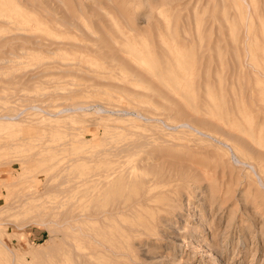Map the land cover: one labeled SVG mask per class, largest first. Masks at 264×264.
<instances>
[{"label": "rangeland", "instance_id": "obj_1", "mask_svg": "<svg viewBox=\"0 0 264 264\" xmlns=\"http://www.w3.org/2000/svg\"><path fill=\"white\" fill-rule=\"evenodd\" d=\"M138 1H140V0H137V2L136 1H132V2L134 4L135 3L139 4ZM152 1H154V2L153 3L149 2V3L153 4V6H151L149 4L145 5L143 2V3H140V5L137 4L138 6L132 5L134 7L133 8L129 4L131 6L130 9H132V11L134 10V12L137 14L139 13V17L142 18V19L141 18L136 19L135 25H136V27H139L140 24H142L141 26L143 29L142 28H139V29L140 30L142 29L143 31H141V34H137L138 36L135 38L136 43L118 45V46L114 47V48L119 47L118 49H116L117 51H115V52L117 53V55L120 54V56H119L120 58L121 57L123 58L122 55H124L123 60L125 58H127L126 59L127 64L117 65L118 63H115L114 61L112 63V60L107 58L109 55L111 56L114 48L113 49H110L108 47L102 48L101 52L103 51V52L107 53L106 51H109L108 52L109 55L105 56V59L99 58V56L95 52L97 50L94 51L93 50L94 46H92V45H90V46H92L93 49H91L90 47H86V46H85L86 48H84V46H83V50L87 49L86 53L84 51H83L84 53L83 52L80 53L78 51V48L75 47V45H72V47H71L68 44L65 45L64 43H61V41L64 42V39L68 40V38H70L72 40H68V41L66 40L65 43H68L69 41H71L70 43H72L73 40L79 41L78 38H80V37L75 36L78 34L73 33L74 35H72L69 33H67V34L60 33V30L59 31L55 30L56 32L54 31V32L49 33L44 24H37L36 22L30 23V24H32L29 26L31 28V30H30V28L28 30V33L30 35H31L30 32H32L33 36H34V34H36L35 32H38L41 35H42V33L44 35H46V38L48 36V37H51L52 40H53V38L58 39L57 42H59V39H60V42H59V43H61L60 45L64 44L65 49H66V47H67V49H69L71 47L70 48L71 50L69 49V52H68V50H65V49L56 50L59 53H57L55 51V54L53 53L52 56H54L55 58H57V57L59 58V56L60 57L63 56V57L59 58V59H54V57L50 56L49 54L47 55V51H49V50L54 51L55 50L54 47H56L55 44L52 45V47H51L52 50L49 49L47 51L45 50L47 47L43 48L40 46L41 47L40 48L38 45L34 46L32 44H25L26 46H30V48H31V49H26V51H29L30 54L28 52H27L28 54L26 52H25L26 54L24 53L25 55L23 54L27 58L24 57L23 55H21L22 57L19 56V58L15 57L14 60H17V61H14V62L10 61V60L7 61L9 63L8 64L9 66L7 65L8 66L7 67V66H5L7 63L5 64L3 62L4 57L7 58V56H9V54L7 53L8 51H6V53H5V51L3 52V50L7 49V47L6 48H4V47L0 48V57L4 56L3 60H2V57L0 58L1 59L0 62L1 61L3 62V63H0V65L2 66V69L0 66V115L1 114L7 115L8 113H9L8 115H16L19 110L20 111L23 110L24 105H25L24 109H26V108H28L27 106H31L33 104H40V103L45 110L58 109V108L62 107L63 104H65V105L71 104V101H72L73 105L74 104H76V105L77 104L88 105V104H93V103L98 105V106L95 105V107H93L90 110H85V111H80L79 113H75L74 115H72V117L68 118L67 116H64V117L60 118V120H57V121L54 120L50 123L47 122V120H45L47 115L44 114L42 111L36 110L35 108H31V109L29 108L27 110H23V112L24 111L25 112L24 113L22 112L23 114H21V118H23L24 120L20 121L18 123V125L14 126L12 128L6 129V131L5 130L0 131V237H1L2 241L10 249H13V251H14V254H12L5 247H3L0 244V264H10V262L13 259V256L15 257V264H57L56 262H58V260L60 261V258H61L60 254L63 252L61 245H59L60 244V238L63 236L65 237L66 240H68L69 244L71 243V240H72V244L76 243L73 245L75 247L74 251L76 253L81 252V250H83L82 246H85V245L88 246L86 243L87 241H86L85 236H83L81 234V232H80V234L83 237L80 236L78 234L79 233L78 230H76V231H74L72 229L70 230V228L67 229L65 226L59 228L56 225H54L53 227L56 228L55 229L56 231L53 230V232L51 233L50 230L44 225L35 224L33 222H28L30 220L32 212L30 210L26 209L27 205H28L27 203L25 204L24 209H18L16 207H18V205L24 203L23 202L24 199H26V201H27V198H30L31 196L40 195V197L44 198L46 195V197H45L46 200L49 199L51 201L54 199H57L59 197L61 198L60 195H58L59 197H57V195H52V197L49 198V197H47L48 194L45 193V192L49 191V189H51L52 187H53V190L57 191V190H59V186L64 187V188L67 187L68 191H69V189L72 191V192H70L71 196L69 198L64 197L66 199V201H75V198H73L74 191L81 188V186H80L81 181H79V179H83V181L87 182V184L83 187H85L88 190H94L97 187L94 186L93 182L98 180V179H102V178L104 179V177L106 175H109L108 173H111V171L113 169H114L113 171H115V172L112 171L113 172L112 175L116 174L119 176L114 177L110 186L103 187V191H105V192L108 191L110 197H112L113 195L115 196L121 192L124 194V191H125V193L127 191V193L129 192V195L124 194V199L127 202H129L130 199L132 198V195H134L136 193L137 189H136V186H130L129 187V186H127V184H124V180H125L124 177L127 175L126 173H129L132 170L131 167H129L128 169H127V167L131 166L132 163H134V164L138 163L140 161V159L146 155V152H140L139 149H135L136 155H134L135 153L134 154L132 153L133 152L132 149H134V148L131 147L132 148L131 149L130 146L132 144H129V143H133L136 140H141V138H143V137H141V134L142 135L146 134L145 137L147 136L148 139H153L154 136H156V137L162 136L163 138L170 139V142L173 141L172 143H169L168 145H166L169 150L167 152H165V154H167V153H169V154L165 155L164 153H162V155H161L162 156L161 160L162 161L164 160L163 163H165L163 165V168L168 169L167 167H169L170 169H172L171 167H173V166L176 168L177 167H179V168L185 167L184 169L189 170V171L191 170L190 172L195 171L196 173H198V174L200 173V174H199V176H197L198 179L196 180V182L195 181H186L185 182L186 184L183 187L186 190H184L182 192V202H183L182 207L177 209L176 212H174V213H172V214H170L164 218V222L160 223L158 225V227L156 228V232H158V235H153V236L152 235L151 236L143 235V236H141L142 238L139 240H131L133 247H135V250L137 249L135 251L136 256L138 257V258H135L137 260L136 264H140L139 262H141V260H143V261L150 260L155 264H264V189H263L264 184H262V182L259 180V178L258 179L256 178L257 175L253 172L252 169L250 170V167L248 165L243 164V163L241 164V162L238 163V160L235 158V156H233L234 151L233 150L231 151V149H229L227 146H225L224 144H222L220 142V140L223 138V135L221 133H219L218 131H216L214 129L212 130V132L214 134L213 135L214 140L212 137L211 138H209V137L203 138V136L198 135V134L197 135L201 136V137H197V135L194 134L195 133L194 131H190V130L186 131L187 129L185 127H179L176 129H174V128L171 129L168 127L166 122H162L161 120L160 121L153 120L154 117H157L155 115H158V114H152V113H154L153 112L154 110H156L157 112H159L161 109L163 110L161 105H159L158 103H156V104L153 103L154 101H159V100L162 101L163 99L166 100L168 97L171 101H173V96L175 95L176 97H178L177 100L175 99V101H177L178 106H180V105L183 106L182 108L180 107L181 110L183 109L186 112V110L184 109L186 106V108H188L190 110V112H193V113L186 112V114L190 113V114H193L192 115L193 117H195V116L197 117L199 115H201V116L203 115L201 113V111H202L203 113L206 114V115L205 114L204 115H205V117L207 116L208 120L210 119V118H208L210 116L211 117L210 120H216L217 119L218 123L224 122L225 123L224 125H226V126L232 125V121L234 120L233 117H235L236 115H232L233 117L229 116L228 118H226L223 114L221 115V110L219 111V109H220L219 105L222 106V100L227 102V96H229L228 94H226V96L223 99H222V97H220V95H222V92H226L227 91L226 89L229 86L227 88L225 87L226 89L222 88L223 85H221L219 83V81H223V79L229 78L228 76L233 78V80L235 79L234 75L230 74L232 72L231 68H230L232 66L231 64L234 63V61H233L234 57H233V55H231V53H233L231 50L233 49L234 44L237 45V54L239 55V59L241 60L240 69L242 68V70H244V69L249 70L248 68H250L252 66L251 65L252 62H255V61L257 62L259 60L262 61L264 59V54H263L264 42L263 41H261L262 43L260 42V40L262 39L261 36H263L262 40H264V32L263 33L258 32L259 30L264 31V14H262V12L264 13V10H263L264 9V0H262V3H261V0H259V2H258V0L257 1L256 0H250V2H248V0H246V1L245 0H188V1L172 0L173 2L172 1L171 2L173 4L175 2H177L176 3L177 6L175 4V8H173V10L171 8L173 5H172V3L169 2L170 0L169 1L167 0V2H169L170 4H168L166 1H165V3H166L165 4L163 0H152ZM162 1H163V3H161ZM184 1L187 3H185ZM256 2L258 3L257 7H256ZM154 4L155 5L157 4L158 7H157V5L154 6ZM181 4L182 5L186 4L187 7L185 5L186 8L184 6H183L184 8H181L180 7V6H182ZM248 4H250V6H249L250 7V15L247 16L246 23L242 24L241 23V17L244 16L245 13L246 14L249 13V12H246L247 11L246 6H248ZM252 4L255 6L256 9L252 7L253 6ZM261 4H263L262 5L263 9L260 7ZM140 6H142V7H140ZM149 7L150 8L153 7V9L156 12L152 8L150 10ZM177 7L179 8L178 12H177V9H178ZM109 9L111 11V8H109ZM147 9L150 10V13L153 10L154 14L153 13L150 14ZM252 9L255 10L256 13L254 11H252ZM140 11H141L142 15H141ZM146 11H147V13H149V15H148L149 17L150 16L152 17L153 15L154 16L152 18H149L148 16H144L143 13H145ZM174 11L176 12V14ZM111 12H114V9ZM237 12H238V14H237ZM115 14H116V11H115ZM155 14L156 15L158 14V16L156 17ZM183 15H185L186 17H184ZM142 16L145 18H143ZM146 17L148 20L146 19ZM255 17L257 18V21L259 23L255 20L256 19ZM171 18H173L172 20L175 19L174 22L171 20ZM221 18H224L226 22L224 23V21H222L224 19L221 20ZM153 19H154V21L156 20L155 22H157V24L159 23V27H157L158 25L156 23H154V21H150ZM143 21H144V23H143ZM148 21H149V24H148ZM160 21H161V23H160ZM152 23L157 28H160V29H156L155 26L152 25ZM171 23H173L175 26L171 25ZM185 23L188 25H186ZM257 23H258L259 27L255 26V25H257ZM161 24H163V25H161ZM202 24H204V25H202ZM259 24L262 26H260ZM105 25L106 24L104 23V30L105 31H106V29L109 30V27L105 26ZM143 25H145L146 28L147 27L148 28L147 29L144 28L145 26L143 27ZM185 25H186V27H185ZM244 25H245V27H244ZM161 26H163V27H161ZM226 26H228L227 29H226ZM238 26H239V28H237ZM153 27L155 28V30L152 29ZM201 27H203V29H202V31H199V28L201 29ZM205 27H207V30L204 29ZM242 27L246 28L245 30H243L244 36L242 33L243 32ZM170 28H172V29L170 30ZM215 28L218 31V32L216 31L217 34L215 32ZM256 28H257V30H256ZM183 29H184V32H183ZM187 29H190L189 32L192 34H188ZM224 29L227 30L228 32H226ZM144 30L146 32L150 31V32H148L149 34L143 33V32H145ZM156 30L159 31V32H157L158 35L156 34ZM193 30H195L196 32ZM219 30H220V33H219ZM181 31L184 33V35L186 32L185 36L186 37L189 36V37H187L188 39L191 37L192 38L190 40H188L186 37H184V35L182 34ZM204 31H205V33H204ZM6 32H7V30L0 28V34L1 35L7 34ZM160 32H162V33H160ZM193 32H195V33H193ZM218 33L222 37V38L220 37L221 41L218 40L219 42L214 39V37L217 39V36H219ZM256 33H259V34L256 35ZM194 34H196L195 35L196 39H199V40H195ZM198 34H199V36H198ZM240 34H241V38L239 37ZM44 35H42V36H44ZM147 35H150V38L147 39ZM251 35L253 36V39H252ZM42 36H40V37H42ZM227 37H228V39H227ZM46 38H44V40L48 41V40H46ZM51 38H48V39L51 40ZM175 38L180 43L178 41H176ZM207 38H208L207 42L203 43L204 39L206 41ZM232 38H233V42L231 41ZM61 39H63V40H61ZM138 39H139V41H138ZM157 39H161V41H160L161 44L159 42V44L157 46V47H159V46L161 47L160 48V51L162 52L161 54L158 52L159 51L158 48L155 47V44L157 45V43H158ZM240 39H242V41H239ZM149 40H150V42H149ZM228 40H230L232 43H234L233 46H232L231 42ZM156 41H157V43H156ZM182 41L184 44H181ZM214 41H216V42H214ZM224 41H225V43H224ZM243 41L245 42V44L243 43ZM176 42H178V43H176ZM197 42H199L198 43L199 45H196ZM228 42H230V43H228ZM239 42H241V43H239ZM215 43H218V44H215ZM219 43H220V45H219ZM204 44L206 46H202ZM18 45L19 44H16V46H18ZM213 45H216V47L214 46L212 49L211 46H213ZM262 45H263V48H262ZM16 46H14L16 49L14 48L12 50L16 53L21 52L22 50H20V51L18 50L19 46L18 47H16ZM68 46H70V47L68 48ZM162 46H164L165 48L163 47L164 48L163 49ZM197 46L199 47L198 49H200L199 51L198 50L196 51ZM231 46H232V49H231ZM239 46H242V52L240 51ZM79 47H80L79 50L82 51L81 46H79ZM222 47H226V48L222 49ZM74 48H76V49H74ZM214 48H216V49H214ZM34 49H36V51H37V49H38V51H40V49H42V51L45 52L46 54L43 53L42 51H40V53L42 52L41 53L42 55H39L40 53H36V51ZM73 49L76 51H74ZM119 49H122V50L118 51ZM201 49H203L204 51L201 52ZM228 49H230V50L228 51ZM31 50L32 51L34 50V51L30 52ZM110 50H112L111 51L112 53L110 52ZM164 50H165V52H164ZM224 50H225V52H224ZM247 50L249 51V53H247ZM71 51H72V53H70ZM87 51H89V53L93 56L88 54ZM166 51H168V52H166ZM230 51H231V53H230ZM257 51H259L260 55H258ZM118 52H120V53H118ZM197 52L198 53L200 52V55H201V56L199 55L200 56L199 61L197 59L198 58ZM216 52H217V55H216ZM3 53H4V55H3ZM164 53H166V55L170 56V57L167 56L170 59L175 58V60L172 61L173 62L172 64H169V65L163 64L162 54H164ZM240 53H243V55ZM19 54H17V55H19ZM208 54H209V56L206 58L205 56H207ZM233 54L235 56V53H233ZM247 54H248V56H247ZM43 55H44V57H43ZM94 55L96 57L98 56V59L96 57H94ZM159 55H160V58H159ZM174 55H175V57H174ZM214 56H217L216 58H218V59H215ZM260 56H262L263 58ZM11 57H12V55H11ZM49 57H51L50 61H54L55 63L49 62L47 60ZM65 57H67V58L64 59ZM68 57H71L72 59L71 58L69 59ZM80 57H82V58H80ZM204 57L206 59H204ZM209 57H210V59H208ZM245 57H246V59H245ZM29 58H32V59H29ZM52 58L54 60H52ZM89 58H91L92 60ZM207 59H208V61H210L209 64H208V61H206ZM224 59H225V61H224ZM242 59H243V61H242ZM45 60H47L49 62L48 63L49 65L50 64L55 65V66L50 65L51 67L49 66L50 69L55 68L53 72H55V70L57 71V72H55V76H53L54 75L53 73H52L53 75H51V72L49 73V76L48 75L45 77L43 76L47 73L48 70L51 71L50 69H48V67H47L48 64H46L47 61H45ZM78 60L80 63L89 65L90 67L87 68L85 65H83L85 68L83 67V71H82V66H81L82 64L80 65ZM5 61H6V59H5ZM19 61L20 62L23 61L24 63L23 62L20 63ZM44 61H45V64H44ZM58 61H61L63 64L61 62H59L61 64H58ZM64 61H69L68 63H70V61H72V62L77 61L78 63L73 62V64H72V62H71L70 66L69 65L67 66L68 63L66 62L67 63L66 64ZM204 61H206L207 63H203ZM223 61H224L225 65L223 64ZM10 62H12L13 64H11ZM216 62L220 64V70L218 68L219 64L217 65ZM242 62H244V64ZM40 63H42V66ZM213 63H215V64H213ZM247 63L250 65V67H248L249 65ZM36 64L40 65V66L37 65L39 68L36 67ZM76 64H78V65H76ZM205 64L209 65L210 67L206 66ZM3 65L5 66V68H3ZM63 65H66L68 69L66 68V66H63ZM164 65H166L168 67H166ZM203 65L206 66L205 73L203 72L204 71ZM212 65H214V67ZM245 65L248 68L244 67ZM59 66L65 70L64 71L61 70L62 68L60 69ZM75 66H76V70H79V68H80V70L82 71V75H84V71H87L89 74L91 73L92 75L93 74H95V75L92 76L91 74L89 75L85 72V74L88 75L87 78L89 80V82H86L81 78L82 75H80L81 73H79L80 70L78 71V74L80 76L78 75V77H77V75H76L77 71H75ZM70 67L74 68V69L73 68L72 69L75 72H73V71L72 72L76 76L73 74L69 75V72H71V70H72ZM212 67L214 70L216 69L215 70L216 72L212 71ZM223 67L227 68V71L225 69V75H222L224 72ZM42 68H44V70L45 69L47 70V71L45 70L46 73ZM69 68L71 69L70 71H69ZM89 68H91V69H89ZM93 68L97 69L98 71H96V72H94L95 70L92 71ZM31 69H33L34 71L33 70L31 71ZM36 69L39 71V74L42 73L41 75L43 77L39 74H37V75H39L41 78H39L38 76H35V74H34V76H33V74H30V73H38V71ZM40 69H42L45 74H43V72H40V71H42ZM57 69L63 71L62 75L63 76L65 75V76L63 77L61 75L60 71L58 73ZM234 69L235 68H233V70ZM25 70H27L29 73L24 72V75H22L21 73H23V71H25ZM66 70L69 71L68 74L65 73ZM250 70H252V72H253V67ZM16 72H18V73L21 72L20 73L21 76H20V74L18 75V73H16ZM98 72H100V73H98ZM136 72H142V73H140L142 76L139 77V76L135 75ZM207 72H208V75H205V74H207ZM212 72L213 73L215 72L214 74L216 75L217 79L214 77ZM246 72H247V75L244 74ZM250 72L244 70L240 74L243 73L244 77L245 76H247V78L249 77L246 80H245L246 77L241 78V79H244L247 83H249V85L251 84L250 85L251 87H253L252 75H251L252 72H251V74H250ZM26 73L30 74V76L32 75L34 78L32 77L30 79V76H27ZM202 73H204L203 76L204 75L207 76V77H205V76L204 77L206 79H209L208 82L210 83L209 87L208 86L204 87L206 89V91L204 88H202L204 85L202 87H200L201 84L203 83V81H205L204 80L205 78L202 77ZM13 74L15 76H18V77L19 76L23 77V79L19 78L20 79L19 80L18 77H16L17 79H14L15 76ZM145 74H146V76H145ZM240 74H239V76H240ZM57 75H58L59 79H58ZM143 75H144V77H143ZM149 75L151 77H149ZM60 76H62L61 79H63V80L60 79ZM85 76H82V77L84 78ZM89 76H91L94 79L91 78V80H90ZM94 76H96L97 80H99L98 83L101 82L104 84L106 82V84L100 85V83H99V85H98L96 83L97 80ZM147 76L149 78H147ZM211 76H213L214 78ZM54 77H55V79H54ZM145 77L148 80L150 79V81L153 78L154 79L153 82L156 86H157L156 83H159V85H162L163 88L159 85H158V87H161L163 91H166V93H168V94H166L165 92L164 93L168 96L162 97L161 95L153 96L154 94H150L151 90L148 87L150 83H149V81L146 80ZM46 78H50V79H48V83L50 82L49 83L50 86H48V84L45 83L47 81ZM87 78L85 80H87ZM141 78H142V80H140ZM144 78H145V80H144ZM202 78H204V79H202ZM56 79H58V81L61 80V82L58 83V81ZM64 79L67 82L64 81ZM197 79H198V82L196 81ZM215 79L218 80L217 81L218 84H216L217 82ZM50 80L51 81L56 80V82L55 83L53 82V84H52ZM92 80H94V81L91 84ZM211 80L213 81L212 83H211ZM103 81H105V82H103ZM240 81L241 80L239 79V82ZM71 82L74 84H70ZM80 82L81 83L85 82L84 83L85 87H81V86H83V84L80 85L81 84ZM87 83H89L88 88L86 87ZM94 83H96L97 85ZM107 83L110 85H107ZM195 83H196V85H195ZM61 84L63 85L62 87H61ZM64 84H67V85H64ZM53 85L56 86V90H54L55 88ZM59 85L61 88L59 87ZM67 86L70 88L72 87L73 89L75 86L76 87L78 86L77 87L78 89H76L77 92L75 91V89H74V91L76 93L74 91H71L72 88L68 89V88H66ZM89 86L94 90L92 91L91 88L89 89ZM94 86H96V88H97V91L95 93H93L96 90ZM98 86H100V87L102 86L101 88H102L103 93L99 92L101 90V88L98 91V88H99ZM196 86H198V87H196ZM216 86H218L219 89L216 88ZM236 86H237V84L235 85V82H234L233 87H236ZM79 87L82 88V91H84V93L78 92V91H81V90H79L80 89ZM106 87H109L111 89L113 88L114 90L117 89V90L114 91L113 89L111 90V89L106 88ZM84 88H85V90H84ZM86 88L88 89L89 92L87 91ZM164 88L167 89L168 91L164 90ZM195 88H197L199 92L196 91L197 89H195ZM57 89L59 91H62L63 94L62 93L58 94L57 92H55V91H58ZM103 89H105L106 92H104ZM209 89L211 91L207 94ZM213 89H214V91H213ZM220 89H221V92L219 91ZM66 91H68L69 94H67ZM70 91L73 92V94L72 93L70 94ZM91 91H92V94H91ZM143 91L146 92V94L144 93L145 95L143 94ZM147 92L150 96L147 95ZM201 92L205 93L206 98L203 96L204 94H202ZM74 93L77 95H75ZM96 93H98V94H96ZM172 93H174V94H172ZM195 93H197V94H195ZM170 94L173 95V96L171 95L172 98H170ZM139 95H141V96H139ZM175 96H174V98H176ZM148 98H150V99H148ZM157 99H159V100H157ZM197 99H199V101H196ZM203 99H204V103L206 105L204 103L202 104ZM208 100H209V102H208ZM74 101H76V102L74 103ZM77 101H81V102H77ZM66 102H67V104H66ZM68 102H69V104H68ZM179 103H181V104H179ZM196 103H198V104H196ZM209 103H211L212 106ZM140 105H141V107H140ZM143 105L144 106L147 105L149 107H147V109H145ZM202 105H203V107L206 108L205 111L202 110L203 107H200ZM142 106L144 108L143 109L144 112H146V113H143V110L139 109V108H142ZM151 107H153V108H151ZM148 108L154 109V110L145 111V110H148ZM176 108H178V107H176ZM180 108H178V109H180ZM251 109H252V107H251ZM251 109L246 108V110L244 111L245 112L244 116H246L248 118L250 115H252L254 112L251 111ZM164 110H163V112H164ZM249 110L251 113L248 112ZM11 112H13L15 114H13ZM139 112L142 113V115L145 116L146 119L144 117L142 119H140V117H136L134 115V114H138ZM4 113H7V114H4ZM164 113L165 114L167 113L166 110ZM163 114H161V115L159 114V115L164 117ZM169 114H170V116H172L171 113H169ZM190 114H188V115H190ZM194 114H196V115L194 116ZM197 114H199V115H197ZM204 115H203V117H204ZM160 116H158V117H160ZM150 117L153 119H151ZM125 118H130V119L125 120ZM131 118H133V119H131ZM170 118L173 119L175 122L179 121V118H177L174 115ZM222 118L227 120L228 123L226 124L225 120H223ZM250 118L251 117H249V119ZM240 123H241V126L239 127V129H241L243 131V135L247 136V138L252 140L248 120L241 119ZM103 124H104V126H103ZM156 124H158L159 127H158V125L155 126ZM154 128L156 130H154ZM111 129L112 130L115 129V130L112 131ZM127 129H128V131H126ZM109 130H111V131H109ZM123 131H124V133H123ZM130 131H131V133H129ZM152 131L154 133H158V134L154 135V133ZM182 131H184V132H182ZM125 132H127V134ZM138 135H140V136H138ZM183 135H185V136H183ZM101 136H103V138ZM133 138H134V140L131 141ZM194 139H195V141H194ZM208 139L209 140L211 139L210 142L212 141L211 143H215V144H217V146H212L210 142L208 143V141H209ZM127 140L128 141L130 140V141L127 143L126 142L123 143L124 141H127ZM155 140L156 139L154 138L153 141L155 142ZM206 140H207L208 144L206 143ZM157 141L159 142L158 139H157ZM174 142L179 143V144H174ZM197 142H200V144H202V145H200ZM218 142H220V143H218ZM103 143H104V145H103ZM105 143H109V144H105ZM180 143H181V145H180ZM184 143H185V145H182ZM112 144H113V146H116V148H117L114 151H113V149L115 147H113ZM128 145H130V146H128ZM186 145H189V146L187 147ZM193 145H194V147H197L199 149L196 150V148H194ZM110 146H111V148H110ZM126 146H127V148L128 147L129 148L127 149ZM98 147H99V149L101 147L102 148L104 147L103 148L104 150L101 148V150H103L104 153H102L100 155V156L104 155V157H102L98 161L95 159L96 160L95 161V160H93L94 155H92V154L94 152H95L94 154H96L95 150L98 149ZM106 147H108L111 150H109L108 148H107L108 150H105ZM123 147L125 148V150L123 149L124 150L123 152L126 151L125 157H124V153L122 151H120V150H122L121 148H123ZM172 147H173V149H172ZM203 147H204V150L200 149ZM238 147L240 148V153L242 154V152H244V151H242L243 150L242 147L241 146H238ZM149 148H147V149H149ZM151 148H152V146H151ZM193 148L196 151L191 150ZM210 148H212V150H214L213 151L214 156H213L212 152L209 153L211 151ZM118 149H120L119 150L120 152H118ZM171 149L173 150V152ZM205 149H207V150H205ZM88 150H89V152H88ZM127 150H129V151L131 150L132 154L128 153ZM137 150H138V152H137ZM193 151L197 152V153L199 151L203 152V153H205L204 156H206V157L208 155L212 154V157L214 158V160L213 159L211 160V158H209L210 156H208L207 159H206V157L204 159L203 158L204 156H202L200 152L198 153L199 154V156H198V154L194 153ZM113 152H116L117 156L114 154L115 156L110 157V158H114V160L113 159L110 160L108 157L110 155H113L112 154ZM176 152L178 154H176ZM190 152L191 153L193 152V154H197L198 157H200V156L201 157L198 159V157L196 156V158H195V156L193 154H191ZM222 153H224V154H222ZM89 154H91L92 157ZM81 155H83V156L89 155L91 158L89 159L88 158L89 156L88 157H83V156L81 157ZM120 156H121V158H120ZM168 156L171 157L172 160L176 159L178 162L176 163L175 162L176 160H175V161H173V163H171ZM230 156L232 157V159L230 158ZM215 157L216 158L218 157V160H216L217 162L215 161ZM220 157H223V160H221ZM115 158H117L116 161H115ZM166 158H168V160L170 162L168 160H166ZM69 159L71 161H69ZM72 159H73V161H72ZM120 159H121V161L126 159V161L125 162L124 161L119 162L118 160H120ZM178 159H180V160H178ZM225 159H227V160H225ZM165 160H166V162H165ZM181 160H182V162H181ZM187 160H190V161H187ZM191 160L193 162L192 163L193 165H189V164H191ZM208 160H211V162ZM230 160H231V162H230ZM183 161L186 162V164ZM197 161H199V163ZM219 161H221V162H219ZM223 161L227 165L220 164V165H222V166H220L219 163H223ZM156 162L158 163L159 161H156ZM180 162H181V164H180ZM187 162H190V163H188V165H187ZM120 164H121V166L117 170L115 167H117ZM195 164L196 165L198 164V165L195 166ZM65 165L66 166L69 165V166L66 167ZM200 165L203 166L202 167L203 169H205L204 170L205 177L202 176L204 174L203 170L198 168V167H201ZM214 165H216V166H214ZM232 165H234L237 169ZM125 166H126V168H124ZM227 166H228V169H227ZM66 168H67V170H66ZM179 168H178V170L182 171ZM211 168H212V170L215 168V171L214 170L212 171ZM221 168H223V170ZM148 169H149L148 167L140 168V169L133 168V171L130 172L131 177H129V178H131V180H135V182H138L144 174H149V173L151 174L150 170H148ZM166 169H165V171H167ZM170 169H168V170H170ZM206 169H209L210 172L208 171V173H207ZM235 169L237 171H235ZM96 170H98V172H96ZM125 170H130V171L125 172ZM200 170H201V172H200ZM218 170L219 171L221 170L223 173L222 174L219 173ZM226 170L230 171V176L232 174L231 180H230V177L227 176V175H229L228 174L229 172ZM100 171H103L104 174H102V172H100ZM118 171H119V173H118ZM247 171L249 172V174ZM95 172H96V175L94 174ZM211 172H214L216 174L213 173L214 174L213 175ZM243 172H244V174H243ZM75 173H78V174L76 175ZM99 173L103 176H101V175L99 176ZM209 173H211V176L212 175L214 176V178L212 176L213 180H212V178L206 179V176L210 177ZM237 173H239V174H237ZM92 174H94V175H92ZM217 174L219 176H220V174H221V176L224 175L225 177L222 178L223 177L222 176L220 178L219 176H217ZM72 175H75L76 178L75 177L73 178ZM82 176H83V178H82ZM95 176H96V178H94ZM233 176H234V178H233ZM236 177H238L237 180H236ZM85 178H86V180H85ZM70 179L73 181H71ZM87 179L88 180L90 179V181H88ZM232 179H235L237 182L236 181H235L236 183L233 182L234 180H232ZM14 180H16V183L12 184L9 187L10 188L9 190H11L9 193L8 192L9 190H7V188L4 186V182L11 183ZM62 180L65 183L61 182L59 184V182ZM65 180H67V181H65ZM77 180L79 181V183L77 182ZM228 180H229V182H227ZM75 181L77 183L73 184V182H75ZM210 181H213L216 184L215 186L216 187L218 186L219 188L214 187L213 188L214 190H212L210 187H212V185L214 183L212 182V185H211V183H210V185L207 184ZM215 181H217V183ZM256 181L257 182L259 181V183H256ZM69 183H72V184H69ZM247 183L248 184L250 183L249 184L250 186L248 185L249 187H247ZM77 184H78V186H77ZM70 185H71V188H70ZM73 185L76 187L75 189H74V187L72 188ZM187 185H189V186H187ZM193 186L195 187V189ZM87 187H89V188H87ZM250 187H251V189L249 190ZM156 189L158 190L160 188L158 187ZM218 189H220V190L218 191ZM246 189L249 191H246ZM254 189H255V191H254ZM215 190H217L218 192H216ZM221 190H223L224 192ZM7 192L10 195L6 194ZM253 193H255L256 195H253ZM248 194H250V195H248ZM109 196H107V199H109ZM254 196H255V198L256 197L257 198L254 199ZM45 198L43 199V201L39 200V202L41 201L40 203L47 204V203H45V201H46ZM64 198H62L61 201L64 200ZM221 198H222V200H221ZM84 199H85V201L83 202V199L81 198V203H83V205L87 206V205L92 204V203L88 202L89 200L86 201L85 197H84ZM28 200H30V199H28ZM224 200H225V203H224ZM81 203L75 202V206L76 205L79 206ZM256 205L257 206L260 205V206L257 207ZM12 206H14V208H11ZM77 209L78 208H76V210ZM166 221H168L169 223ZM74 223H76V222H74ZM167 224H169V225H167ZM83 228L85 229L86 227L83 226ZM86 230H88V228ZM81 238L84 241L81 242ZM73 240H74V242H73ZM79 244H80V246H79ZM136 244H138V245H136ZM143 246H146V247L149 246V248H146V247L143 248ZM67 248H69V247H67ZM71 248H72V245H71ZM86 250L88 251V249H86ZM149 250H151L150 251L151 255L149 254ZM143 253H145V255ZM146 254L148 255V257ZM56 258H57V260H56ZM58 264H66V263L59 262Z\"/></svg>", "mask_w": 264, "mask_h": 264}, {"label": "bare ground", "instance_id": "obj_2", "mask_svg": "<svg viewBox=\"0 0 264 264\" xmlns=\"http://www.w3.org/2000/svg\"><path fill=\"white\" fill-rule=\"evenodd\" d=\"M132 1H136L137 2V0H0V28H3L4 30H7V34H0V48H6L7 47V49H5V50H3V52L5 51V53H6V51H8L7 53L9 54V56H7V58L6 57H4V63L6 64L5 66H7L9 63L7 62V61H17V60H14L15 59V57H18L19 58V56L20 57H22L21 55H23L25 52L27 53H29V51H26V49H31L30 48V46H26L25 44H32V45H38L39 47L41 46V47H43V48H45V47H47L45 50L47 51V50H49V49H51L52 50V45L53 44H55L56 45V47H54L55 48V50L53 51H47V55L49 54L50 56H52V54L54 53L55 54V51L56 50H61V49H65L64 47V44L65 45H70L71 47H72V45H75V47H77L78 48V51L81 53V52H85L86 53V50L84 49L83 50V46H84V48H86V47H90L91 49H93L94 51L95 50H97V51H95L96 53H97V55L99 56V58L100 59H102V58H104L105 59V56H108L109 55V51H106L107 53H105V52H101V50H102V48H104V47H108V48H110V49H113L114 47H116V46H118V45H125V44H130V43H136L135 42V38L138 36L137 34H141V31H143L142 29V24H140V26L139 27H136V19H138V18H141V17H139V13L137 14V13H135L134 12V10L132 11V9H130L131 8V6L132 5H137L136 3L134 4ZM164 1V3H165V1L167 2V0H163ZM163 1L161 2V3H163ZM169 1V0H168ZM172 0H170L169 2L170 3H172L171 2ZM178 1V0H177ZM185 1H188V0H185ZM184 1V2H185ZM246 1V0H245ZM257 1V0H256ZM139 2V4L138 5H140V3H143L144 2V4L145 5H151V6H153V4H150L149 2H154V1H152V0H140V1H138ZM169 2H167L168 4H170ZM183 2V3H184ZM248 2H250V0H248ZM258 2H259V0H258ZM177 2H175L174 4L172 3V5L174 6H172L171 8H172V10H173V8H175V4H176ZM179 3V2H178ZM185 3H187V2H185ZM189 3V2H188ZM247 3V2H246ZM253 3V2H252ZM261 3H262V0H261ZM131 6H130V5ZM166 4V3H165ZM251 4V3H250ZM250 4H248V6H246L247 7V11L246 12H249V13H245V15L244 16H242L241 17V23L242 24H244V23H246V20H247V16L248 15H250ZM137 5V6H138ZM157 5V4H156ZM155 4H154V6H156ZM182 5V4H181ZM185 5L186 4H183L182 6H180L181 8H184L185 7ZM253 5V4H252ZM263 4H261V8L263 9V6H262ZM130 6V7H129ZM176 6H177V4H176ZM184 6V7H183ZM258 6V3L256 2V7ZM133 7V6H132ZM140 7H142V6H140ZM157 7H158V5H157ZM186 7H187V5H186ZM185 7V8H186ZM253 8H255V6L253 5L252 6ZM251 7V8H252ZM109 8H111V11L114 9V12H111L110 11V9ZM134 8V7H133ZM148 8V7H147ZM152 9H153V7H151ZM151 8L149 7V9L151 10ZM178 8V7H177ZM180 8V9H181ZM149 9H147L148 11H149V13H150V10ZM256 9V8H255ZM154 10V9H153ZM153 10H152V12L151 13H153ZM171 10V11H172ZM259 10V9H258ZM264 10V9H263ZM115 11H116V14H115ZM155 11V10H154ZM176 11V10H175ZM174 11V12H175ZM179 11V8L177 9V12ZM252 11H254L255 12V10H253L252 9ZM137 12V11H136ZM143 12V11H142ZM156 12V11H155ZM173 12V13H174ZM258 12V11H257ZM116 15H114V14ZM140 13H141V11H140ZM149 13H147V11L145 12V13H143L144 14V16H148L149 15ZM150 13V14H151ZM256 13V12H255ZM260 13V12H259ZM154 14V13H153ZM175 14H176V12H175ZM174 14V15H175ZM237 14H238V12H237ZM236 14V15H237ZM262 14H264L263 12H262ZM141 15H142V13H141ZM255 15V14H254ZM154 16V15H153ZM152 16V17H153ZM155 16L157 17L158 16V14L156 15L155 14ZM184 17H186L185 15H183ZM143 17V16H142ZM149 17V16H148ZM151 16L149 17V18H152ZM177 17V16H176ZM175 17V18H176ZM143 18H145V17H143ZM183 18V17H182ZM256 18V17H255ZM142 19V18H141ZM146 19H147V17H146ZM173 18H171V20H172ZM222 19H224V18H221V20ZM148 20V19H147ZM146 20V21H147ZM175 20V19H174ZM174 20H172L173 22H174ZM188 20V19H187ZM186 20V21H187ZM256 21H257V18L255 19ZM108 23H107V22ZM150 21H154V19L153 20H150ZM156 21V20H155ZM154 21V23H156L157 24V22H155ZM189 21V20H188ZM222 21H224V23L226 22L225 21V19L224 20H222ZM32 22H36L37 24H44L45 25V27L47 28V30H48V32L49 33H51V32H54L55 30L56 31H59L60 30V33H65V34H67V33H69V34H72V35H74L73 33H75V34H78V35H75V36H79L80 38H78L79 39V41H75V40H73L72 41V43H70L71 41H69L68 43H65L66 42V40L67 39H64V42H62L61 41V43H64V44H62V45H60L61 43H59L60 42V39H59V42H57L58 41V39H56V38H53V40H52V38L51 37H48L47 36V38H46V35H44L43 33H42V35H44V36H42L40 33H38V32H35L36 34H34V36H33V34H32V32H30L31 33V35L28 33V30H29V26L30 25H32V24H30V23H32ZM240 22V21H239ZM258 22V21H257ZM104 23L106 24L105 26H108L109 27V30L108 29H106V31L104 30ZM143 23H144V21H143ZM160 23H161V21H160ZM240 23V24H241ZM259 23V22H258ZM258 23H257V25H255V26H258ZM35 24V23H34ZM148 24H149V21H148ZM186 24V23H185ZM223 24V23H222ZM227 24V23H226ZM151 25V24H150ZM152 25L153 26H155L153 23H152ZM158 26L157 27H159V23L157 24ZM161 25H163V24H161ZM171 25H174L173 23H171ZM186 25H188V24H186ZM186 25H185V27H186ZM201 25V24H200ZM202 25H204V24H202ZM225 25V24H224ZM223 25V26H224ZM246 25V24H245ZM245 25H244V27H245ZM260 25V24H259ZM145 25H143V27H144ZM175 26V25H174ZM231 26V25H230ZM247 26V25H246ZM260 26H262V25H260ZM32 27V26H31ZM156 26H155V28L156 29H160V28H157ZM161 27H163V26H161ZM171 27V26H170ZM184 27V26H183ZM227 27L228 26H226V29H227ZM244 27H242V31L243 30H245L246 28H244ZM259 27V26H258ZM139 28H142L141 30L139 29ZM144 28H146V26L144 27ZM148 28V27H147ZM146 28V29H147ZM155 28L153 27L152 29L153 30H155ZM182 28V27H181ZM188 28V27H187ZM237 28H239V26L237 27ZM244 28V29H243ZM172 28H170V30H171ZM202 29H203V27H201V29L199 28V31H202ZM204 29H206L207 30V27H205ZM30 30H31V28H30ZM150 30V29H149ZM188 30V34H192V33H190L189 31H190V29H187ZM225 30V29H224ZM256 30H257V28H256ZM55 31V32H56ZM104 31V32H103ZM145 31V30H144ZM193 31H195V30H193ZM217 31V29L215 28V32ZM226 32H228L227 30H225ZM148 32H150V31H145V32H143V33H145V34H147ZM157 32H159V31H157L156 30V34L158 35V33ZM182 32V31H181ZM183 32H184V29H183ZM182 32V34L184 35V33ZM196 32V31H195ZM195 32H193V33H195ZM218 32V31H217ZM217 32H216V34H217ZM257 32V31H256ZM258 32H261V33H263L264 31H261V30H259ZM155 33V32H154ZM160 33H162V32H160ZM204 33H205V31H204ZM219 33H220V30H219ZM218 33V34H219ZM243 33V36H244V31L242 32ZM241 33V34H242ZM254 33V32H253ZM39 34V35H38ZM149 34V33H148ZM241 34H240V38H241ZM259 33H256V35H258ZM182 35V36H183ZM185 35H186V32H185ZM184 35V37H186ZM196 34H194V38H195V40H199V39H196V36H195ZM207 35V34H206ZM205 35V36H206ZM226 35V34H225ZM228 35V34H227ZM37 36V37H36ZM40 36H42V37H40ZM68 36V35H67ZM146 36V35H145ZM149 36V37H148ZM169 36V35H168ZM198 36H199V34H198ZM211 36V35H210ZM252 36V35H251ZM46 38V40H48V41H45L44 40V38ZM187 37H189V36H187ZM186 37V38H187ZM191 37V36H190ZM221 36H220V34H219V36H217V39L214 37V39L216 40V41H221V38H220ZM259 37V36H258ZM262 37V39H263V36H261ZM48 38H51V40L50 39H48ZM68 38V37H67ZM148 38H150V35H147V39ZM192 38V37H191ZM191 38H187L188 40H190ZM199 38V37H198ZM210 38V37H209ZM220 38V39H219ZM244 38V37H243ZM242 38V39H243ZM176 39V38H175ZM227 39H228V37H227ZM242 39H240L239 41H242ZM252 39H253V36H252ZM261 39V38H260ZM260 40V42L261 41H263L264 42V40ZM61 40H63V39H61ZM68 40H72V39H70V38H68ZM67 40V41H68ZM156 40V39H155ZM158 40V43H157V41H156V43H157V45L155 44V47H157L158 46V44H159V42L161 41V39H157ZM166 40V39H165ZM207 40H208V38L206 39V41H205V39H204V41H203V43L204 42H207ZM245 40V39H244ZM138 41H139V39H138ZM176 41H178L177 39H176ZM216 41H214V42H216ZM218 41V42H219ZM228 41H230V40H228ZM232 42H233V38H232V40H231ZM230 41V42H231ZM149 42H150V40H149ZM155 42V41H154ZM179 42V41H178ZM178 42H176V43H178ZM191 42V41H190ZM230 42H228V43H230ZM231 42V44H232V46H233V44L234 43H232ZM180 43V42H179ZM199 42H197L196 43V45H199L198 44ZM202 43V44H203ZM224 43H225V41H224ZM239 43H241V42H239ZM238 43V44H239ZM243 43L245 44V42L243 41ZM262 43V42H261ZM260 43V44H261ZM16 44H19L18 46L20 47H18V46H16ZM160 44H161V42H160ZM181 44H184L183 43V41L181 42ZM189 44V43H188ZM211 44V43H210ZM215 44H218V43H215ZM90 45H92V46H94L93 48H92V46H90ZM219 45H220V43H219ZM222 45V44H221ZM224 45V44H223ZM230 45V44H229ZM240 45V44H239ZM254 45V44H253ZM14 46H16V47H18V50L20 51V50H22L21 52H19V53H16V52H14L12 49H14L15 47ZM70 46H68V48L70 47ZM79 46H81V48H82V51L81 50H79L80 49V47ZM86 46V47H85ZM202 46H206L205 44L204 45H202ZM216 47V45H213V46H211L212 47V49H213V47ZM232 46H231V49H232ZM260 46V45H259ZM13 47V48H12ZM40 47V48H41ZM63 47V48H62ZM70 47V48H71ZM164 46H162V48H163ZM240 48V51L242 52V46H239ZM42 48V49H43ZM53 48V49H54ZM69 48V49H70ZM97 48V49H96ZM119 48V47H118ZM118 48H114L113 49V51L112 50H110V52L112 53H110L111 54V56L109 55L107 58L108 59H111L112 60V63H113V61L115 62V63H118L117 65H120V64H127V58H125L124 60H123V58H124V55H122L123 56V58L121 59L119 56H120V54L119 55H117V53L115 52V51H117L116 49H118ZM158 48V52L161 54L162 52L160 51V46L159 47H157ZM165 48V47H164ZM163 48V49H164ZM199 47L197 46V48H196V51L198 50H200V49H198ZM226 47H222V49H225ZM247 48V47H246ZM260 48V47H259ZM262 48H263V45H262ZM16 49V48H15ZM42 49H40V51H42ZM69 49H67V47H66V49L65 50H68V52H69ZM74 49H76V48H74ZM73 49V50H74ZM90 49V50H91ZM123 49V48H122ZM122 49H119L118 51H121ZM162 49V50H163ZM167 49V48H166ZM165 49V50H166ZM206 49V48H205ZM214 49H216V48H214ZM256 49V48H255ZM35 51H36V49H34ZM33 50V51H34ZM44 50V49H43ZM44 50V51H45ZM71 50V49H70ZM124 50V49H123ZM151 50V49H150ZM165 50H164V52H165ZM230 49H228V51H229ZM264 50V49H263ZM32 50L30 51V52H33ZM37 51H38V49H37ZM36 51V53H40V51H38L37 52ZM45 51V52H46ZM74 51H76V50H74ZM73 51V52H74ZM105 51V50H104ZM202 51H204L203 49H201V52ZM216 51V50H215ZM231 51L233 52V53H235V56H234V54L233 53H231ZM230 51V53H231V55H233V57H234V63L233 64H231L230 66V68H231V75H234V80H233V78H231L230 76H228L229 78H225V79H223V81H219V83L221 84V85H223L222 86V88H227L228 86V88L226 89L227 91L226 92H222V95H220V97H222V99L226 96V94H228L229 96H227V102H225L224 100H222V106L221 105H219L220 106V109H219V111L221 110V115L223 114L226 118H228L229 116L231 117L232 115H236L235 117H233V121H232V125L231 126H226V125H224L225 123L224 122H217V119L216 120H210L211 119V117L209 116L208 118H210L209 120L207 119V116L205 117V113H203L202 111H201V113L204 115V117H203V115L201 116V115H199V114H197V115H199V116H195L196 114H194V116L195 117H193L192 115L193 114H190V113H193V112H190V110L188 109V108H186V106H185V110H186V112H190V113H187L186 114V112L182 109L181 110V108L183 107L182 105H180V106H178V104H177V101H175V99L177 100L178 99V97H176L175 95V97L176 98H174V96L172 95V94H174V93H172V94H170V98H172V96H173V101H171L170 99H169V97L166 99V100H162V101H160L159 99H157V100H159V101H154L153 99V103H158L159 105H161V107L163 108V110L165 109L166 110V114L164 113L165 112V110H164V112H163V110L161 109L159 112H157L156 110H154V109H149L148 108V110H145V111H149V110H154L153 112L154 113H152V114H158V115H155V116H157V117H154V119L153 118H151V119H153V120H158V121H162V122H166V124L168 125V127L169 128H171V129H176V128H179V127H185L187 130L186 131H194L195 133V135H201V136H203V138H213V140H214V134H213V132H212V130L214 129V130H216V131H218L219 133H221L222 135H223V138L220 140V142L222 143V144H224L225 146H227L229 149H231V151L233 150L234 151V155L233 156H235V158L238 160V163H240L241 162V164L243 163V164H246V165H248L249 167H250V170L252 169L253 170V172L258 176H256V178L258 179L259 178V180L262 182V184H264V59L261 61V60H259V61H255V62H252L251 63V67H250V65L248 66L247 64V66L248 67H250V68H248L246 65L244 66V67H247L249 70H247V69H244L245 71H251L252 72V70H250L252 67H253V72H252V74H251V72H250V74L252 75V84H253V87H251L250 85H249V83H247L245 80L246 79H248L247 78V76H243L244 74H246L247 75V72L246 73H242V74H240L242 71H244V70H242V68L240 69V64H241V60L239 59V55L237 54V45L236 44H234V47H233V49ZM260 51V50H259ZM259 51H257V53H258V55H260V53H259ZM43 52V51H42ZM41 52V53H42ZM45 52H43V53H45ZM57 53H59L58 51H56ZM66 52V51H65ZM83 52V53H84ZM88 52V54H90L89 53V51H87ZM166 52H168V51H166ZM224 52H225V50H224ZM262 52V51H261ZM2 53V52H1ZM22 53V54H21ZM25 53V54H26ZM27 53V54H28ZM39 54V55H42V54ZM51 53V54H50ZM70 53H72V51L70 52ZM118 53H120V52H118ZM215 53V52H214ZM222 53V52H221ZM247 53H249V51L247 50ZM256 53V54H257ZM7 54V55H8ZM17 54H19V55H17ZM24 54V55H25ZM30 54V53H29ZM46 54V53H45ZM74 54V53H73ZM168 54V53H167ZM240 54H242L243 55V53H240ZM263 54H264V52H263ZM3 55H4V53H3ZM11 55H12V57H11ZM23 55V56H24ZM57 55V54H56ZM80 55V54H79ZM91 55V54H90ZM96 55V54H95ZM94 55V57H96ZM114 55V56H113ZM197 59H198V61L200 60L199 59V57L201 56L200 55V52L198 53L197 52ZM200 55V56H199ZM206 55V54H205ZM214 55V54H213ZM216 55H217V52H216ZM223 55V54H222ZM262 55V54H261ZM46 56V55H45ZM91 56H93V55H91ZM98 56L96 57L97 59H98ZM168 55H166V53H164V54H162V62H163V64H166V65H169V64H172L173 62V60H175V58H173V59H170V58H168V57H170V56H168ZM209 56V54L207 55V56H205L206 58ZM229 56V55H228ZM247 56H248V54H247ZM2 57V56H1ZM0 57V58H1ZM3 57H2V60H3ZM24 57H26V56H24ZM42 57V56H41ZM43 57H44V55H43ZM52 57H54V56H52ZM63 57V56H62ZM62 57H60L59 56V58H62ZM110 57V58H109ZM126 57V56H125ZM174 57H175V55H174ZM204 57V59H206ZM215 57V59H218V58H216L217 56H214ZM230 57V56H229ZM260 57H262V56H260ZM27 58V57H26ZM39 58V57H38ZM50 58L51 57H49L47 60L49 61V62H53V63H55L54 61H50ZM58 57L57 58H55L54 57V59H59ZM67 57H65L64 59H66ZM69 59L71 58V57H68ZM80 58H82V57H80ZM159 58H160V55H159ZM222 58V57H221ZM248 58V57H247ZM263 58V57H262ZM5 59H6V61H5ZM29 59H32V58H29ZM53 58H52V60H54ZM72 59V58H71ZM88 59V58H87ZM89 59H91V58H89ZM99 59V60H100ZM103 59V60H104ZM107 59V60H108ZM208 59H210V57L208 58ZM208 59L206 60V61H208ZM245 59H246V57H245ZM259 59V58H258ZM1 60V59H0ZM24 60V59H23ZM47 60H45V61H47ZM61 60V59H60ZM80 60V59H79ZM79 60H78V62H79ZM82 60V59H81ZM92 60V59H91ZM230 60V59H229ZM248 60V59H247ZM45 61H44V64H45ZM46 62V64H48L49 62ZM56 61V60H55ZM87 61V60H86ZM206 61H204L203 63H207ZM216 61V60H215ZM224 61H225V59H224ZM224 61H223V64L225 65V63H224ZM231 61V60H230ZM242 61H243V59H242ZM2 61L0 62V63H3ZM20 62V61H19ZM18 62V63H19ZM21 62H23V61H21ZM20 62V63H21ZM59 62H61V61H58V64H61V63H59ZM65 63L67 62H69V61H64ZM72 61H70V63H71ZM74 62V61H73ZM73 62H72V64H73ZM77 61L76 62H74V63H78ZM197 62V61H196ZM219 62V61H218ZM11 64H13L12 62H10ZM17 63V62H16ZM24 63V62H23ZM66 63V64H67ZM70 63H68L67 64V66L69 65L70 66ZM80 63V62H79ZM114 63V64H115ZM210 63V61H208V64ZM217 63V62H216ZM232 63V62H231ZM243 64H244V62H242ZM41 64V66H42V63H40ZM57 64V63H56ZM63 64V63H62ZM82 64V65H81ZM113 64V65H114ZM197 64V63H196ZM213 64H215V63H213ZM219 63H217V65H218ZM37 65H39V64H36V67L37 68H39ZM51 65V64H50ZM49 64H48V69H50V67L51 66H55L54 64L53 65H51L50 66ZM76 65H78V64H76ZM80 65L82 66V71H83V65H85L87 68L88 67H90L89 65H86V64H83V63H80ZM166 65H164V66H166ZM206 65V64H205ZM203 65L204 66V73H205V68H206V66H209V65ZM1 66V65H0ZM5 66L3 65V68H5ZM9 66V65H8ZM7 66V67H8ZM40 66V65H39ZM45 66V65H44ZM50 66V67H49ZM58 66V65H57ZM56 66V67H57ZM61 66V65H60ZM59 66V67H60ZM63 66H66V65H63ZM67 66H66V68H67ZM213 67H214V65H212ZM35 67V68H36ZM93 67V66H92ZM91 67V68H92ZM101 67V66H100ZM120 67V66H119ZM118 67V68H119ZM123 67V66H122ZM166 67H168V66H166ZM210 67V66H209ZM213 67H212V71H215L214 69H213ZM242 67V66H241ZM62 67H60V69H61ZM71 68V67H70ZM69 68V71L73 68H71L70 69ZM85 68V67H84ZM91 68H89V69H91ZM218 68H219V70H220V64L218 65ZM224 68V67H223ZM233 68H235L234 70H233ZM1 69H2V66H1ZM34 69V68H33ZM33 69H31V71L33 70ZM43 70H44V68H42ZM42 69H40V70H42ZM54 69L55 68H53V69H50L51 71H47L46 69V71H47V73H46V71H45V73L43 72V70L42 71H40V72H43V74H45V75H43L44 77L45 76H49V73L51 72V75H53V76H55V72H57L56 70H55V72H53L54 71ZM59 69V68H58ZM57 69V70H58ZM68 69V68H67ZM74 69V68H73ZM71 70V72L73 71V72H75V71H77L76 72V75H77V77H78V71L80 70V68H79V70H76V66H75V71L74 70ZM78 69V68H77ZM88 69V70H89ZM120 69V68H119ZM209 69V68H208ZM225 69H226V71H227V68H224V72H223V74L222 75H225ZM37 70V69H36ZM61 70H65V69H61ZM61 70H58V73H59V71L61 72V75L63 74L62 72L63 71H61ZM95 70V71H94ZM30 71V70H29ZM34 71V70H33ZM38 71V70H37ZM36 71V72H37ZM69 71H65V73H67L68 74V72ZM81 71V70H80ZM79 71V73H81L80 75H82V71L80 72ZM90 71V70H89ZM92 71H94V72H96V71H98L97 69H92ZM4 72V71H3ZM22 72V71H21ZM20 72V73H21ZM24 72H28L27 70H25V71H23V73H21L22 75H24ZM71 72H69V75H71V74H73V75H75L73 72L71 73ZM85 72L87 73V74H89L87 71H84V75H82V76H85L86 74H85ZM102 72V71H101ZM216 72V71H215ZM214 72V73H215ZM16 73H18V72H16ZM15 73V74H16ZM20 73H18V75L20 74ZM29 73V72H28ZM53 73V74H52ZM57 73V74H58ZM64 73V74H65ZM98 73H100V72H98ZM140 73H142V72H136L135 73V75H137V76H142ZM204 73H202V77H204L205 75H208V72H207V74H205L204 76H203V74ZM213 73V72H212ZM213 73V75H214V77L216 78V75ZM21 74H20V76H21ZM27 74V73H26ZM30 74H33V76H34V74H35V76H38L39 78H41L39 75H41L42 73H40L39 74V71H38V73H30ZM30 74H27V76H30ZM37 74H39V75H37ZM91 74V73H90ZM89 74V75H90ZM147 74V73H146ZM146 74H145V76H146ZM196 74V73H195ZM229 74V75H230ZM239 74H240V76H239ZM249 74V75H250ZM14 75V74H13ZM12 75V76H13ZM60 75V74H59ZM75 75V76H76ZM79 75V76H80ZM92 75V74H91ZM93 75H95V74H93ZM92 75V76H93ZM134 75V74H133ZM134 75V76H135ZM148 75V74H147ZM15 76V75H14ZM18 77V76H15V78L14 79H17L16 77H18V79L20 78V79H23V77ZM32 75L30 76V79L33 77ZM42 76V75H41ZM42 76V77H43ZM52 76V77H53ZM63 76V75H62ZM62 76H60V79H61V77ZM65 76V75H64ZM63 76V77H64ZM81 76V78L84 80V81H86V82H89V80H88V75H86L84 78ZM57 77H58V75H57ZM95 78H96V76H94ZM143 77H144V75H143ZM142 77V78H143ZM149 77H151L150 75H149ZM148 76H147V78H149ZM205 77H207V76H205ZM204 77V78H205ZM211 77H213V76H211ZM213 77V78H214ZM223 77V76H222ZM26 78V77H25ZM34 78V77H33ZM36 78V77H35ZM87 78V80H85ZM91 76H89V79L91 80ZM142 78L140 79V80H142ZM146 78V77H145ZM145 78H144V80H145ZM146 78V80L147 81H149V89L151 90V92H150V94H154L153 96H155V95H161L162 97H165V96H168V95H166V94H168V93H166V91H163L162 90V85H159V83H156L157 84V86L154 84V79L152 78L151 79V81H150V79L148 80ZM204 78H202V79H204ZM241 78H245V80L244 79H241ZM19 79V80H20ZM29 79V80H30ZM44 79V78H43ZM48 79H50V78H46V82L45 83H47L48 84V86H50L49 85V83H48ZM54 79H55V77H54ZM58 79H59V77H58ZM58 79H56L57 81H58ZM73 79V78H72ZM71 79V80H72ZM81 79V80H82ZM92 79H94V78H92ZM139 79V78H138ZM199 79V78H198ZM198 79L196 80L197 82H198ZM217 79V78H216ZM215 79V80H216ZM237 79V80H236ZM239 79L241 80L240 82H239ZM45 80V79H44ZM56 80L54 81V80H50L51 81V83L53 84V82L55 83L56 82ZM61 80H63V79H61ZM61 80H59L58 81V83L59 82H61ZM68 80V79H67ZM74 80V79H73ZM76 80V79H75ZM96 80H97V78H96ZM205 81H203V83L201 84V86L200 87H202L203 85V87L202 88H204L205 86H208L209 87V85H210V83L208 82L209 81V79H204ZM64 81H66L65 79H64ZM93 81L94 80H92V82H91V84L93 83ZM98 81L99 80H97V84L99 85V83H100V85L101 84H103V83H101V82H99L98 83ZM218 80H216V82H217ZM63 82V81H62ZM67 82V81H66ZM103 82H105V81H103ZM156 82V81H155ZM158 82V81H157ZM196 82V83H197ZM213 81L211 80V83H212ZM234 82H235V85L237 84V86L236 87H233V84H234ZM81 83V82H80ZM85 83V82H84ZM84 83H81L80 85H82L83 84V86H81V87H85L84 86ZM96 83H94V84H96ZM196 83H195V85H196ZM70 84H74V83H70ZM77 84V83H76ZM79 84V83H78ZM93 84V85H94ZM96 84V85H97ZM106 84V82L103 84V85H105ZM198 84V83H197ZM216 84H218V82L216 83ZM64 85H67V84H64ZM88 85H89V83H87V85H86V87L88 88ZM107 85H110V84H108L107 83ZM158 85L159 86H161V87H158ZM213 85V84H212ZM47 86V87H48ZM54 86V85H53ZM63 85L61 84V87H62ZM220 86V85H219ZM58 87V86H57ZM59 87H60V85H59ZM60 87V88H61ZM78 87V86H77ZM76 86L74 87V89H75V91H76V89H78ZM95 87V91L93 92V93H95L96 91H97V88H96V86H94ZM99 88H98V91L100 90V88L102 87H100V86H98ZM196 87H198V86H196ZM50 88V87H49ZM53 88V87H52ZM54 90H56V86H54ZM66 88H68V89H71L70 87H66ZM80 88V87H79ZM86 88V89H87ZM91 87L89 86V89H90ZM106 88H109V87H106ZM216 88H218V86H216ZM59 89V88H58ZM57 89V90H58ZM74 89L72 88V90L71 91H74ZM92 89V88H91ZM109 89H111V88H109ZM113 89V88H112ZM111 89V90H112ZM116 89V88H115ZM195 89H197V88H195ZM205 89V88H204ZM203 89V90H204ZM219 89V88H218ZM51 90V89H50ZM53 90V91H54ZM79 90H81V91H78V92H83L84 93V91H82V88H80ZM84 90H85V88H84ZM94 89H92V91H93ZM104 90V92H106L105 91V89H103ZM114 90V89H113ZM117 90V89H116ZM116 90H114V91H116ZM164 90H167V89H165L164 88ZM59 91V90H58ZM55 91V92H57L58 94L59 93H62L63 94V92L62 91ZM65 91V90H64ZM70 91V94L72 93L73 94V92H71ZM74 91V92H75ZM87 91H88V89H87ZM92 91H91V94H92ZM168 91V90H167ZM196 91H198V89L196 90ZM205 91H206V89H205ZM211 90L209 89L208 90V92H207V94L210 92ZM213 91H214V89H213ZM218 91V90H217ZM220 92H221V89L219 90ZM218 91V92H219ZM50 92V91H49ZM67 92V94H69V92L68 91H66ZM77 92V91H76ZM75 92V93H76ZM86 92V91H85ZM89 92V91H88ZM100 93L102 92L103 93V91H102V88H101V90L99 91ZM149 92V91H148ZM148 92H147V95H149L148 94ZM166 94H165V93ZM199 92V91H198ZM219 92V93H220ZM65 93V92H64ZM74 93V94H75ZM82 93V94H83ZM146 94V92H144L143 91V94ZM171 93V92H170ZM202 93V92H201ZM96 94H98V93H96ZM144 94V95H145ZM195 94H197V93H195ZM202 94H204L203 96L205 97V93H202ZM201 94V95H202ZM56 95V94H55ZM75 95H77V94H75ZM142 95V94H141ZM141 95H139V96H141ZM172 95V96H171ZM219 95V94H218ZM65 96V95H64ZM67 96V95H66ZM70 96V95H69ZM150 96V95H149ZM148 96V97H149ZM152 97V96H151ZM206 98V97H205ZM204 98V99H205ZM148 99H150V98H148ZM204 99H203V102H202V104L204 103ZM208 99V98H207ZM141 101V100H140ZM180 101V100H179ZM196 101H199V99H197ZM250 101V102H249ZM76 101H74V103H75ZM77 102H81V101H77ZM176 102V103H175ZM208 102H209V100H208ZM247 102V103H246ZM201 103V102H200ZM66 104H67V102H66ZM68 104H69V102H68ZM149 104V103H148ZM179 104H181V103H179ZM183 104V103H182ZM196 104H198V103H196ZM205 104V103H204ZM209 104H211V103H209ZM95 105L96 104H88V105H80V104H74L73 105V103H72V101H71V104H69V105H65V104H63L62 105V107H60V108H58V109H55V110H53V109H51V110H45L44 108H43V106L41 105V103L40 104H33V105H31V106H27L28 108H26V109H24L25 108V105L23 106V110H27V109H31V108H35L36 110H39V111H42L44 114H46L47 115V117L45 118V120H47V122H52V121H54V120H60V118H62V117H64V116H67L68 118L69 117H72V115H74L75 113H79L80 111H85V110H90V109H92L93 107H95ZM206 105V104H205ZM249 105V106H248ZM46 106V105H45ZM96 106H98V105H96ZM144 106V105H143ZM143 106H142V108H139L140 110L142 109H147V107H149V106H147V105H145L144 106V108H143ZM211 106H212V104H211ZM140 107H141V105H140ZM176 107H178V108H180V109H178V108H176ZM200 107H203V105L202 106H200ZM207 107V106H206ZM251 107H252V109H251ZM20 108V107H19ZM137 108V107H136ZM151 108H153V107H151ZM246 108H250L251 109V111H253L254 113L252 114V115H250L249 117H251L250 119H249V117L247 118L246 116H244V111L246 110ZM23 110L22 111H18V113L16 114V115H8L7 113H4V114H7V115H0V131H6V129H9V128H12V127H14V126H16V125H18V123L20 122V121H23L24 119L23 118H21V114H23L24 112H23ZM202 110H206V108L205 107H203L202 108ZM156 111V112H155ZM184 111V112H183ZM17 112V111H16ZM23 112V113H22ZM111 112V111H110ZM208 112V111H207ZM247 112V111H246ZM248 112H250V110L248 111ZM11 113H13V112H11ZM143 113H146V112H144V110H143ZM148 113V112H147ZM164 113V114H163ZM169 113H171V115L173 116H176L177 118H179V121L178 122H175L173 119H171L170 117H172V116H170V114ZM251 113V112H250ZM13 114H15V113H13ZM161 114H163L164 115V117H162V116H160ZM169 114V115H168ZM188 114H190V115H188ZM247 114V113H246ZM136 117H140V119H142L143 117L145 118V116H143L142 115V113H138V114H134ZM148 115V114H147ZM149 116V115H148ZM158 116H160V117H158ZM201 116V117H200ZM128 120V119H130V118H125V120ZM131 119H133V118H131ZM146 119V118H145ZM223 120H225L224 118H222ZM239 119V120H238ZM241 119H243V120H248V124H249V128H250V131H251V137H252V140L251 139H249V138H247V136H245V135H243V131L241 130V129H239V127L241 126ZM149 120V119H148ZM44 121V120H43ZM225 122H226V124L228 123V121L227 120H225ZM243 122V121H242ZM48 123V124H49ZM52 124V123H51ZM148 124V123H147ZM165 124V123H164ZM245 124V123H244ZM106 125V124H105ZM152 125V124H151ZM158 124H156L155 126H157ZM103 126H104V124H103ZM154 126V125H153ZM158 127H159V125H158ZM247 127V126H246ZM114 128V127H113ZM166 128V127H165ZM112 130V129H111ZM111 130H109V131H111ZM115 130V129H114ZM114 130H112V131H114ZM153 130V129H152ZM154 130H156L155 128H154ZM158 130V129H157ZM161 130V129H160ZM164 130V129H163ZM121 131V130H120ZM126 131H128V129L126 130ZM102 132V131H101ZM153 132V131H152ZM182 132H184V131H182ZM116 133V132H115ZM123 133H124V131H123ZM126 134H127V132H125ZM129 133H131V131L129 132ZM128 133V134H129ZM154 133V132H153ZM113 134V133H112ZM137 134V133H136ZM141 134V133H140ZM156 134H158V133H154V135H156ZM166 134V133H165ZM146 135V134H145ZM145 135H142L141 134V137H143V138H141V140H136L135 142H133V143H129V144H132L131 146L130 145H128V146H130V148L132 147V148H134V149H132L133 150V154L134 155H136V152H135V149H139V151L140 152H146V155L143 157V158H139L140 159V161L138 162V163H136V164H134V163H132L131 164V166H128L127 167V169L129 168V167H131L132 168V170L130 171V170H125V172L126 171H130V172H132L133 171V168H137V169H140V168H146V167H148L149 169L148 170H150V172H151V174L149 173V174H144L141 178H140V180L138 181V182H135V180H131V178H129V177H131V173L129 172V173H126L127 175L124 177V184H127V186H136V193L134 194V195H132V198L130 199V201L129 202H127L125 199H124V194H126V195H129V192L127 193V191H126V193H125V191H124V194L121 192V193H118L117 195H113L112 197H110L109 196V193H108V191L107 192H105V191H103V187H107V186H110V184L112 183V180L114 179V177L115 176H119V175H112V173L113 172H115V171H111V173H108L109 175H106L105 177H104V179L102 178V179H98V180H96V181H94L93 183H94V186H96L97 188H95L94 190H88V189H86L85 187H83V186H85L86 184H87V182L86 181H83V179H79V181H81V183H80V186H81V188H79L78 190H75L74 191V195H73V198H75V201H66V199L65 198H69L70 196H71V193L70 192H72L70 189H69V191H68V188L66 187V188H64V187H60L58 184V186H59V190H53V187L51 188V189H49V191H47V192H45V193H47L48 194V196L47 197H52V195H57V197H59L58 195H60L61 196V198L59 197V198H57V199H54V200H46V195H45V203H47V204H43V203H40L39 202V200H42L43 201V197H40V195H37V196H31L30 198H27V201H26V199H24L23 200V202L24 203H22V204H20V205H18V207H16V208H18V209H24L25 208V204L27 203L28 205H27V208L26 209H28V210H30L31 212H32V214H31V217H30V220L28 221V222H33V223H35V224H40V225H44V226H46L49 230H50V232L52 233L53 232V230H55L56 228H54L53 226L54 225H56L57 227H63V226H65L67 229H69L70 228V230L72 229V230H74V231H76V230H78L79 231V235L80 236H85V238H86V243H87V245L89 246H82L83 247V250H81V252H78V253H76L75 251H74V249H75V247L73 246L74 244H76V243H74V244H72V240H71V245H72V248H71V245L68 243V240H66L65 239V237L63 236V237H61L60 238V244L59 245H61V247H62V253L60 254L61 255V258H60V261L58 260V262H56L57 264L59 263V262H63V263H66V264H136L137 263V260L135 259V258H138L137 256H136V250H135V247H133V244H132V242H131V240H139V239H141L142 237L141 236H143V235H145V236H153V235H158V232H156V228L158 227V225L160 224V223H163L164 222V218L165 217H167L168 215H170V214H172V213H174V212H176L177 211V209H179V208H181L182 207V205H183V202H182V192L184 191V190H186L183 186L186 184L185 182L186 181H195L196 182V180L198 179L197 178V176H199V174L198 173H196L195 171H193V172H190L189 170H186V169H184L183 167V169L182 168H179V167H171L172 169H170L169 167H167L168 169H170V170H168V169H166V168H163V165L165 164V163H163V161L161 160L162 159V153H164L165 154V152H167L169 149H168V147L166 146V145H168L169 143H172V142H170V139H167V138H163L162 136L161 137H156V136H152L153 137V139L155 138L156 140H155V142L153 141V139H148V137L146 138L145 137ZM149 135V134H148ZM151 135V134H150ZM181 135V134H180ZM186 135V134H185ZM185 135H183V136H185ZM197 135V137H201V136H198ZM100 136V135H99ZM138 136H140V135H138ZM159 136V135H158ZM102 138H103V136H101ZM107 137V136H106ZM151 137V136H150ZM202 138V139H203ZM129 139V138H128ZM139 139V138H138ZM157 139L159 140V142L157 141ZM175 139V138H174ZM220 139V138H219ZM114 140V139H113ZM134 140V138L131 140V141H133ZM209 140V139H208ZM211 140V139H210ZM210 140L208 141V143L210 142ZM130 141V140H129ZM128 140L127 141H124L123 143H127V142H129ZM194 141H195V139H194ZM114 142V141H113ZM212 142V141H211ZM210 142V143H211ZM216 142V141H215ZM220 142H218V143H220ZM192 143V142H191ZM197 143H199L200 144V142H197ZM206 143H207V140H206ZM207 143V144H208ZM98 144V143H97ZM102 144V143H101ZM105 144H109V143H105ZM165 144V145H164ZM174 144H179V143H175L174 142ZM205 144V143H204ZM215 143H211V145L212 146H217V144H215ZM94 145V144H93ZM103 145H104V143H103ZM123 145V144H122ZM173 145V144H172ZM180 145H181V143H180ZM182 145H185V143L184 144H182ZM200 145H202V144H200ZM112 146H113V144H112ZM121 146V145H120ZM151 146H152V148H151ZM187 147L189 146V145H186ZM222 146V145H221ZM238 146H241L242 147V151H244V152H242V154L240 153V148L238 147ZM113 147H115L114 149H113V151L115 150V149H117L116 148V146H113ZM119 147V146H118ZM150 147V148H149ZM193 147H194V145H193ZM209 147V146H208ZM211 147V146H210ZM102 148V147H101ZM101 148L99 149V147H98V149H96L95 151H96V154H92V155H94V158H93V160H100L102 157H104V155L103 156H100L102 153H104L103 152V150H101ZM108 147H106V149L105 150H108L107 149ZM110 148H111V146H110ZM126 148H127V146H126ZM129 148V147H128ZM127 148V149H128ZM147 148H149V149H147ZM170 148V147H169ZM194 148H196V150H198L199 148H197V147H194ZM191 149V150H195V149ZM219 148V147H218ZM122 150H120V149H118V152H120V151H124L125 150V148L123 147V148H121ZM124 149V150H123ZM172 149H173V147H172ZM171 149V150H172ZM200 149H203L204 150V147L203 148H200ZM91 150V149H90ZM100 150V151H99ZM109 150H111V149H109ZM120 150V151H119ZM170 150V151H171ZM195 150V151H196ZM205 150H207V149H205ZM210 152L209 153H213V151L214 150H212V148H210ZM221 150V149H220ZM128 151V153H130V154H132L131 153V150L129 151V150H127ZM239 151V152H238ZM88 152H89V150H88ZM117 152V153H118ZM137 152H138V150H137ZM172 152H173V150H172ZM194 152V151H193ZM193 152L191 153V154H193ZM200 152V151H199ZM198 152V153H199ZM110 153V152H109ZM124 153V157L126 156V151L125 152H123ZM127 153V154H128ZM194 153H197V152H194ZM197 153V154H198ZM201 153V155L202 156H204V154L205 153H203V152H200ZM203 153V154H202ZM113 155H110L108 158L110 159V160H114V158H110L111 156H115L116 155V152H113L112 153ZM115 154V155H114ZM140 154V153H139ZM145 154V153H144ZM167 154H169V153H167ZM167 154H165V155H167ZM176 154H178L177 152H176ZM175 154V155H176ZM183 154V153H182ZM186 154V153H185ZM197 154H193L194 156H195V158H196V156H197ZM222 154H224V153H222ZM84 155V154H83ZM83 155H81V157L83 156ZM90 156H91V154H89ZM89 155H85V156H83V157H88ZM190 155V154H189ZM207 155V154H206ZM216 155V154H215ZM88 157L89 159L92 157ZM117 156V155H116ZM128 156V155H127ZM131 156V155H130ZM164 156V155H163ZM172 156V155H171ZM184 156V155H183ZM188 156V155H187ZM198 156H199V154H198ZM197 156V157H198ZM208 156H210L209 158H211V160L213 159L214 160V158L212 157V154L211 155H208ZM207 156V157H208ZM213 156H214V153H213ZM226 156V155H225ZM80 157V156H79ZM80 157V158H81ZM189 157V156H188ZM201 157V156H200ZM200 157H198V159L200 158ZM205 157L206 156H204L203 158L205 159ZM207 157H206V159H207ZM78 158V157H77ZM107 158V157H106ZM120 158H121V156H120ZM123 158V157H122ZM165 158V157H164ZM168 158L170 159V161H171V163H173V161H175L174 159L172 160L171 159V157H169L168 156ZM168 158H166V160H168ZM190 158V157H189ZM202 158V159H203ZM208 158V159H209ZM230 158L232 159V157L230 156ZM76 159V158H75ZM79 159V158H78ZM77 159V160H78ZM84 159V158H83ZM108 159V160H109ZM191 159V158H190ZM220 159L221 160H223V157H220ZM228 159V158H227ZM227 159H225V160H227ZM80 160V159H79ZM92 160V159H91ZM92 160V161H93ZM95 160V161H96ZM117 160V158H115V161ZM123 160V159H122ZM135 160V159H134ZM166 160H165V162H166ZM178 160H180V159H178ZM211 160H208V161H210L211 162ZM216 160H218V157L216 158L215 157V161ZM224 160V161H225ZM69 161H71L70 159H69ZM72 161H73V159H72ZM75 161V160H74ZM94 161V162H95ZM105 161V160H104ZM114 161V162H115ZM119 162L121 161V159L120 160H118ZM124 162L126 161V159H124L123 160ZM123 161H121V162H123ZM138 161V160H137ZM156 161H159L158 163L156 162ZM169 161V160H168ZM169 161V162H170ZM185 161V160H184ZM183 161V162H184ZM187 161H190V160H187ZM196 161V160H195ZM224 161H223V163H219V165L220 164H225L224 163ZM235 161V160H234ZM88 162V161H87ZM110 162V161H109ZM176 163L178 162L177 160L175 161ZM181 162H182V160H181ZM181 162H180V164H181ZM198 163H199V161H197ZM217 162V161H216ZM219 162H221V161H219ZM226 162V161H225ZM230 162H231V160H230ZM128 163V162H127ZM175 163V164H176ZM185 164H186V162H184ZM188 163H190V162H187V165H188ZM193 162H192V160H191V164H189V165H193L192 164ZM209 163V162H208ZM215 163V162H214ZM237 163V164H238ZM117 164V163H116ZM124 164V163H123ZM168 164V163H167ZM179 164V165H180ZM169 165V164H168ZM198 165V164H197ZM196 164H195V166H197ZM212 165V164H211ZM222 165H220V166H222ZM225 165H227V164H225ZM66 166V165H65ZM67 166H69V165H67ZM66 166V167H67ZM102 166V165H101ZM120 166H121V164L120 165H118L117 167H115L117 170L120 168ZM167 166V165H166ZM176 166V165H175ZM201 166V165H200ZM214 166H216V165H214ZM231 166V165H230ZM232 166H234V165H232ZM243 166V165H242ZM64 167V166H63ZM203 166H201V167H198V168H200V169H202L203 170V172H204V170L205 169H203L202 168ZM206 167V166H205ZM235 167V166H234ZM94 168V167H93ZM124 168H126V166L124 167ZM178 168L179 169H181L182 171H179L178 170ZM208 168V167H207ZM216 168V167H215ZM215 168L213 169L214 171H215ZM218 168V167H217ZM230 168V167H229ZM236 168V167H235ZM64 169V168H63ZM103 169V168H102ZM101 169V170H102ZM109 169V168H108ZM123 169V168H122ZM165 169L167 170V171H165ZM176 169V170H175ZM190 169V168H189ZM222 170H223V168H221ZM227 169H228V166H227ZM237 169V168H236ZM235 169V171H237ZM66 170H67V168H66ZM105 170V169H104ZM211 170H212V168H211ZM212 170V171H213ZM225 170V169H224ZM232 170V169H231ZM246 170V169H245ZM206 171H207V173H208V171L210 172V170L209 169H206ZM219 171V170H218ZM217 171V172H218ZM221 171V170H220ZM219 171V173H223L222 171L220 172ZM226 171H228L229 173V175H227L228 177H230V180H231V177H232V174H231V176H230V171L229 170H226ZM96 172H98V170H96ZM96 172L94 173L95 175H96ZM100 172H102V174H104L103 173V171H100ZM124 172V173H125ZM199 172V171H198ZM200 172H201V170H200ZM234 172V171H233ZM245 172V171H244ZM244 172H243V174H244ZM248 172V171H247ZM118 173H119V171H118ZM212 174L214 173V172H211ZM211 173H209L210 174V177H208V176H206V179H209V178H212V176L214 175V174H216V173H214L212 176H211ZM240 173V172H239ZM239 173H237V174H239ZM67 174V173H66ZM70 174V173H69ZM76 175L78 174V173H75ZM94 174H92V175H94ZM106 174V173H105ZM221 174H220V176L217 174V176H219L220 178L222 177V178H224L225 176L224 175H222L221 176ZM236 174V173H235ZM248 174H249V172H248ZM91 175V176H92ZM98 175V174H97ZM101 174L99 173V176H100ZM138 175V174H137ZM202 175V174H201ZM208 175V174H207ZM65 176V175H64ZM90 176V177H91ZM101 176H103V175H101ZM203 177H205V172H204V174L202 175ZM236 176V175H235ZM238 176V175H237ZM241 176V175H240ZM249 176V175H248ZM63 177V176H62ZM72 177L74 178H76V176L75 175H72ZM78 177V176H77ZM202 177V178H203ZM208 177V178H207ZM245 177V176H244ZM18 178V177H17ZM71 178V177H70ZM82 178H83V176H82ZM94 178H96V176L94 177ZM213 178H214V176H213ZM213 178H212V180H213ZM233 178H234V176H233ZM65 179V178H64ZM63 179V180H64ZM72 179V178H71ZM70 179V180H71ZM133 179V178H132ZM204 179V178H203ZM205 179V180H206ZM228 179V178H227ZM238 179V177H236V180ZM256 179V180H257ZM17 180V179H16ZM16 180H14V181H12L11 183H6V182H4V186L7 188V190H9L10 188V186L12 185V184H14V183H16ZM60 181L59 182V184L62 182V183H65L64 181ZM68 180V179H67ZM67 180H65V181H67ZM85 180H86V178H85ZM88 180V179H87ZM232 180H234L233 182H235L236 180L235 179H232ZM71 181H73V180H71ZM79 181L77 180V182L79 183ZM88 181H90V179L88 180ZM209 181V180H208ZM76 181L75 182H73V184L74 183H77ZM207 182V181H206ZM212 182L213 181H210L209 183H207V184H209L210 185V183H211V185H212ZM216 183H217V181H215ZM227 182H229V180L227 181ZM237 182V181H236ZM235 182V183H236ZM248 182V181H247ZM214 183V182H213ZM231 183V182H230ZM256 183H259V181L257 182L256 181ZM69 184H72V183H69ZM117 184V183H116ZM206 184V183H205ZM250 184V183H249ZM248 183H247V187H249L250 185H249ZM65 185V184H64ZM76 185V184H75ZM216 184L214 183L213 185H212V187H210L212 190H214L213 188L215 187V188H217L216 186H215ZM249 185V186H248ZM77 186H78V184H77ZM187 186H189V185H187ZM74 187V189L76 188L74 185L72 186V188ZM90 187V186H89ZM89 187H87V188H89ZM160 188V189H156V188ZM194 187V186H193ZM204 187V186H203ZM208 187V186H207ZM228 187V186H227ZM246 187V186H245ZM260 187V186H259ZM264 187V186H263ZM62 188V189H61ZM70 188H71V185H70ZM219 188V187H218ZM229 188V187H228ZM255 188V187H254ZM55 189V188H54ZM156 189V190H155ZM194 189H195V187H194ZM221 189V188H220ZM220 189H218V191L220 190ZM251 189V187L249 188V190ZM262 189V188H261ZM264 189V188H263ZM249 190H247L246 189V191H249ZM10 191L11 190H9L8 192L10 193ZM209 191V190H208ZM216 192H218L217 190H215ZM221 191H223V190H221ZM220 191V192H221ZM254 191H255V189H254ZM6 193V194H8V195H10L9 193ZM224 192V191H223ZM117 193V192H116ZM115 193V194H116ZM222 193V192H221ZM250 193V192H249ZM73 194V193H72ZM132 194V193H131ZM210 194V193H209ZM220 194V193H219ZM223 194V193H222ZM252 194V193H251ZM80 195V196H79ZM125 195V196H126ZM248 195H250V194H248ZM253 195H256L255 193H253ZM79 196V197H78ZM83 196V197H82ZM107 196H109V199H107ZM54 197V196H53ZM65 197V198H64ZM84 197L86 198V201H88V202H90V203H92V204H90V205H83V203H81V198L83 199V202L85 201V199H84ZM62 198H64V200H62L61 201V199ZM257 198V197H256ZM255 198V196H254V199H256ZM28 199H30V200H28ZM60 201H59V200ZM185 199V198H184ZM220 199V198H219ZM253 199V200H254ZM221 200H222V198H221ZM37 201V202H36ZM58 201V202H57ZM186 201V200H185ZM57 202V203H56ZM75 202H80L81 204L78 206V205H76L75 206ZM104 202V203H103ZM224 203H225V200H224ZM209 204V203H208ZM223 204V203H222ZM257 206V205H256ZM258 206H260V205H258ZM257 206V207H258ZM11 208H14V206H12ZM76 208H78L77 210H76ZM141 213V214H140ZM74 222H76V223H74ZM166 222H168V221H166ZM169 223V222H168ZM167 225H169V224H167ZM83 226L84 227H86L85 229L83 228ZM53 227V228H52ZM88 228V230H86ZM56 231V230H55ZM80 232H81V234H80ZM163 232V231H162ZM65 233V232H64ZM79 236V237H80ZM82 236V237H83ZM148 239V238H147ZM77 241V240H76ZM82 241H84V240H82V238H81V242ZM73 242H74V240H73ZM85 243V242H84ZM136 243V242H135ZM0 244L3 246V247H5L10 253H12V254H14V251H13V249H10L3 241H2V239H1V237H0ZM136 245H138V244H136ZM135 245V246H136ZM145 245V244H144ZM76 246V245H75ZM79 246H80V244H79ZM141 246V245H140ZM67 247H69V248H67ZM81 247V248H82ZM138 247V246H137ZM144 247H146V246H143V248ZM146 248H149V246L148 247H146ZM86 249H88V251L86 250ZM143 250V249H142ZM144 251V250H143ZM147 251V250H146ZM150 251L151 250H149V254H150ZM146 253V252H145ZM145 253H143L144 255H145ZM141 254V253H140ZM16 255V254H15ZM147 255V254H146ZM151 255V254H150ZM56 257V256H55ZM147 257H148V255H147ZM152 257V256H151ZM150 257V258H151ZM54 258V257H53ZM156 258V257H155ZM56 260H57V258H56ZM70 260V261H69ZM139 260V259H138ZM54 262V261H53ZM140 264H155V263H153L152 261H150V260H145V261H143V260H141V262H139ZM10 264H15V257L13 256V259H12V261L10 262Z\"/></svg>", "mask_w": 264, "mask_h": 264}]
</instances>
